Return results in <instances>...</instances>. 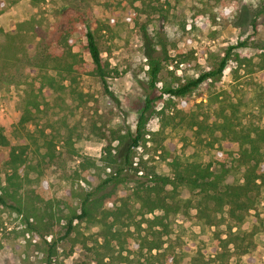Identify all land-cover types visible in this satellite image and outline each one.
Here are the masks:
<instances>
[{"label": "rangeland", "instance_id": "obj_1", "mask_svg": "<svg viewBox=\"0 0 264 264\" xmlns=\"http://www.w3.org/2000/svg\"><path fill=\"white\" fill-rule=\"evenodd\" d=\"M257 3L259 0H0V128L12 144L25 146V189H43L64 214L70 208L78 210L82 191L93 187L97 175L109 172L101 162L102 141L83 128L85 116L93 113L94 100L112 107L109 127L120 125L124 118L134 131L147 88L146 55L161 59L158 87L175 85L215 67L229 45L243 41L244 46L231 52L219 80L203 82L186 96L172 98L168 106L163 101L156 104L146 124V146L136 148L134 158L137 163L141 157L147 166L165 175H171L172 157L185 163L211 162L217 171L222 165L227 169L224 182L240 183L244 167L238 165L236 155L228 154L223 127L230 123L236 129H264V12L258 16L256 28L251 26ZM134 18L147 24L150 41L140 36V24ZM86 26L97 30L101 55L117 71L108 84L118 107L103 96L94 77L81 74L74 83L56 76L58 88L54 91L41 85L28 66L36 43H54L60 33H69L75 40L74 51L87 57ZM22 116L28 117L23 124L19 122ZM155 147L160 150L155 152ZM124 151L125 146L119 158ZM2 162L0 152V178L4 179ZM141 173H133V179ZM133 179L124 182L110 202L114 206L127 203L131 210L132 220L115 226L126 233V239L145 236V220L155 214L144 213L134 199ZM192 197L190 189L181 186L177 197L181 209L164 220L168 225V234L162 237L164 247L174 249L177 264H188L192 255L205 253L214 231L218 229L225 237L228 229L226 224L210 227L198 220L195 210L185 207ZM244 218L233 231L258 226L254 239L261 254L258 264H264V188L256 209ZM64 223L61 220L53 227L55 237L62 235ZM75 228L70 238L58 242L51 264H95L81 244L90 246L95 240L92 235L102 242L104 226L86 220L76 221ZM157 229L162 231L160 226ZM45 238L50 241L52 235ZM47 249L37 233L27 231L21 215L0 205V264H46ZM122 255L115 256L114 264H149L144 257L126 258L127 250ZM203 264L214 263L204 258ZM242 264L256 262L244 256Z\"/></svg>", "mask_w": 264, "mask_h": 264}, {"label": "trees", "instance_id": "obj_2", "mask_svg": "<svg viewBox=\"0 0 264 264\" xmlns=\"http://www.w3.org/2000/svg\"><path fill=\"white\" fill-rule=\"evenodd\" d=\"M257 4L251 17L253 29L256 28L258 16L264 12V0H259ZM138 20L134 18V21L140 24V36L150 41L146 31L147 24L139 23ZM96 32L97 30L86 26L84 49L87 57L74 51L75 40L69 33H60L54 43H36V51L29 57L28 66L36 77L39 76L41 85L54 91L58 88L56 76L74 83L81 74L94 77L100 84L103 96L118 107V99L108 84V78L113 76V72L117 74V71L110 67L108 60L103 59ZM244 45L243 41L229 45L215 67L204 70L195 77L178 81L175 85L161 87L157 85L162 68L161 59L146 55L147 88L134 131L124 118L120 125L109 127L113 109L95 99L93 113H87L83 128L85 132L94 134L102 141L101 162L109 172L103 177L97 175L93 187L82 191L78 210L70 208L64 214L43 189H25L24 182L28 178L27 175L25 178L22 176V167L26 162L25 146L12 144L0 128V152L3 155L2 164L6 169L5 178H0V205L21 215L27 231L35 232L41 237L48 248L46 264H51L58 242L70 238L75 232V222L86 220L99 222L104 226L100 231L102 242L92 235L90 238L95 240L90 246L84 242L81 244L92 254L95 264H114L115 256L122 258L124 250H127L126 258L133 255L144 257L149 264H177L174 249L164 247L166 241L162 237L168 234V225L164 221L167 215L176 214L181 209L177 198L181 186L190 189L193 197L185 201V207L193 208L198 220L210 227H219L221 224L228 227L224 233L225 237H222L218 229L214 231V239L205 249V253L192 255L188 264H203L204 258H209L214 264H242L244 256H251L256 264L260 263L261 254L254 239L259 230L258 226L254 225L248 231H233V227L241 224L244 217L256 209L261 190L264 188V129H236L230 123L223 127L225 137L222 140L227 143L228 154L236 155L238 165L244 167L240 183L224 182L227 169L222 165L221 170L217 171L211 162L185 163L177 157H172L169 162L171 175H165L156 172L154 166H147L141 157L137 163L134 161L136 148L146 146V124L156 104L163 101L164 105L168 106L172 98L186 96L203 82L219 80L231 52ZM72 90L81 95L75 88ZM164 96L168 99H163ZM159 111L163 112L162 109ZM27 120L28 117L22 116L19 122L23 124ZM124 146L125 151L119 158V151ZM157 150L160 149L155 147V152ZM131 171L135 174L142 173L134 180ZM131 179L136 185L132 194L140 208L144 213H155L153 218L145 220L148 233L138 239H126V233L115 228L118 222H129L133 218L127 203H121L119 206L110 203L121 189V185ZM61 220L65 221L63 233L55 237L53 227ZM159 226L162 231L157 229ZM46 235H52L50 241H46ZM232 258H235L234 262H231ZM138 261L139 259L136 262Z\"/></svg>", "mask_w": 264, "mask_h": 264}]
</instances>
